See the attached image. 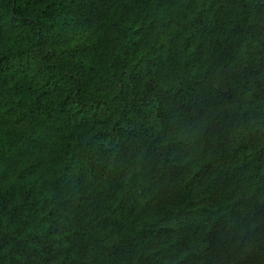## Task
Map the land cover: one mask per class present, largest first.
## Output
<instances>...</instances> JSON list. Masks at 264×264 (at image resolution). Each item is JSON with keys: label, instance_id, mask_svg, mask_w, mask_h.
Returning a JSON list of instances; mask_svg holds the SVG:
<instances>
[{"label": "trees", "instance_id": "1", "mask_svg": "<svg viewBox=\"0 0 264 264\" xmlns=\"http://www.w3.org/2000/svg\"><path fill=\"white\" fill-rule=\"evenodd\" d=\"M0 264H264V0H0Z\"/></svg>", "mask_w": 264, "mask_h": 264}]
</instances>
